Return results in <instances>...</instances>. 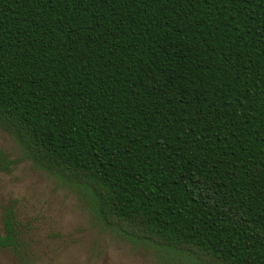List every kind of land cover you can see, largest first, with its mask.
<instances>
[{
    "label": "trees",
    "instance_id": "1",
    "mask_svg": "<svg viewBox=\"0 0 264 264\" xmlns=\"http://www.w3.org/2000/svg\"><path fill=\"white\" fill-rule=\"evenodd\" d=\"M0 127L131 239L264 264V0H0Z\"/></svg>",
    "mask_w": 264,
    "mask_h": 264
},
{
    "label": "rangeland",
    "instance_id": "2",
    "mask_svg": "<svg viewBox=\"0 0 264 264\" xmlns=\"http://www.w3.org/2000/svg\"><path fill=\"white\" fill-rule=\"evenodd\" d=\"M0 147L14 161L0 170V235L12 208L19 237L0 245V264H186L104 224L79 187L34 165L1 127Z\"/></svg>",
    "mask_w": 264,
    "mask_h": 264
}]
</instances>
